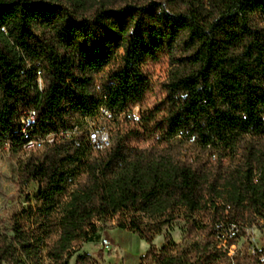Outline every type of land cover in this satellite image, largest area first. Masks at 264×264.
I'll return each instance as SVG.
<instances>
[{
	"label": "trees",
	"instance_id": "16d2710c",
	"mask_svg": "<svg viewBox=\"0 0 264 264\" xmlns=\"http://www.w3.org/2000/svg\"><path fill=\"white\" fill-rule=\"evenodd\" d=\"M87 119L114 124L111 147ZM25 133L58 138L21 163L38 191L0 227V264H72L115 219L149 243L140 264H232L214 225L264 223V0H0V145L24 153ZM178 220L201 242L157 249Z\"/></svg>",
	"mask_w": 264,
	"mask_h": 264
},
{
	"label": "rangeland",
	"instance_id": "374dc122",
	"mask_svg": "<svg viewBox=\"0 0 264 264\" xmlns=\"http://www.w3.org/2000/svg\"><path fill=\"white\" fill-rule=\"evenodd\" d=\"M135 4H156L160 0H129ZM122 51H120V54ZM111 68L108 65L104 68L106 73ZM150 72L153 74V83L158 86L165 81L172 65L169 59H162L157 64L148 66ZM134 117L140 118V108L134 110ZM103 124V127L112 133L116 131L114 124L108 121L98 120ZM113 139V136H112ZM30 155V153L14 154L10 151L8 145H0V227L8 228L10 226L12 215L18 213L24 207L30 204L35 205L34 196L37 194L38 185L29 184L27 186L19 185V173L21 163ZM229 161V159H228ZM100 233L97 241L86 243L85 246L72 259V264H76V259L80 255L88 254L93 264H140L150 249L149 243H146L139 235L119 227V219L107 223H100ZM197 232L190 230L188 222L185 220H178L177 222L166 226L162 234L158 236L154 245L161 250L168 241L175 244L191 243L193 241L201 242V238L196 237ZM108 242L107 245L106 243ZM102 252L103 256L100 258L98 254Z\"/></svg>",
	"mask_w": 264,
	"mask_h": 264
},
{
	"label": "built area",
	"instance_id": "2783aa9c",
	"mask_svg": "<svg viewBox=\"0 0 264 264\" xmlns=\"http://www.w3.org/2000/svg\"><path fill=\"white\" fill-rule=\"evenodd\" d=\"M40 86L42 87V80H39ZM36 119V111L30 112L23 118V126H30L31 128L35 125L34 120ZM98 119H105L108 121H113V115L107 109L101 111ZM90 123V145L96 152V149L101 146V144H109L112 146V136L106 127V133H99V121L86 120ZM80 133L78 128L65 133L66 138H72V136ZM58 137L51 134L46 138H36L28 141L23 148L24 153H29L36 151L37 149H42L46 145H51L56 142ZM215 158V157H214ZM214 239L217 243V247L226 256L229 257L232 264L238 263L240 258L254 259L258 258L260 263H264V223L252 224L248 223H234L230 221H224V223L215 224ZM107 245L108 242L106 243ZM242 264V263H241Z\"/></svg>",
	"mask_w": 264,
	"mask_h": 264
},
{
	"label": "bare ground",
	"instance_id": "6f19581e",
	"mask_svg": "<svg viewBox=\"0 0 264 264\" xmlns=\"http://www.w3.org/2000/svg\"><path fill=\"white\" fill-rule=\"evenodd\" d=\"M87 129H88L89 135H90V123H88ZM99 133H106V128H104L103 125H99ZM25 138H27L29 141L32 140L28 133H25ZM108 148H109V144H101V146L96 149V152L105 151Z\"/></svg>",
	"mask_w": 264,
	"mask_h": 264
}]
</instances>
